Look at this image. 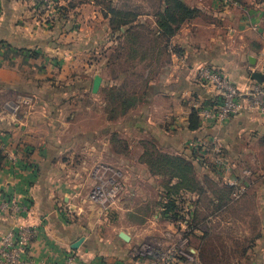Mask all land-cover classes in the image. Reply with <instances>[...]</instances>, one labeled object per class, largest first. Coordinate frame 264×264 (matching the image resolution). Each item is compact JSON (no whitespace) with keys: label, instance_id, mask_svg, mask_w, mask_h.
Listing matches in <instances>:
<instances>
[{"label":"crops","instance_id":"0c3cea01","mask_svg":"<svg viewBox=\"0 0 264 264\" xmlns=\"http://www.w3.org/2000/svg\"><path fill=\"white\" fill-rule=\"evenodd\" d=\"M120 1L127 2L113 0ZM132 1L138 14L127 33L128 26L111 29L95 0H1L0 204L14 199L28 207L0 210V237L15 225L33 226L27 254L36 262L62 264L71 255L72 264H134L136 248L179 242L191 222L189 256L175 264H264V114L244 98L241 112L223 123L199 120L190 129L188 121L193 109L216 99L194 77L199 64L241 90L254 82L253 71L264 73V0H183L199 14L180 25L168 47L157 37L159 0ZM127 43L148 65L144 84L128 88L134 80L127 71L98 73L92 93L94 69L116 60ZM18 95L31 101L10 118L2 104ZM160 153L197 162L202 189H180L182 219L161 215L164 186L178 180L160 173ZM222 156L229 169L216 164ZM98 161L125 171L108 212L87 199ZM231 178L243 190L235 200L226 191Z\"/></svg>","mask_w":264,"mask_h":264},{"label":"built area","instance_id":"2783aa9c","mask_svg":"<svg viewBox=\"0 0 264 264\" xmlns=\"http://www.w3.org/2000/svg\"><path fill=\"white\" fill-rule=\"evenodd\" d=\"M31 1L47 5L60 0ZM194 77L201 84L208 85L215 93L216 98L213 103L197 106L200 121L220 124L237 116L244 107V98L251 110L264 114V82L254 81L246 89L241 90L221 71L207 64H199L194 71ZM30 101V97L18 95L6 99L2 107L8 117L17 118L22 105L28 104ZM215 149L219 151L218 147ZM7 158L13 160L11 155H8ZM216 162V164L227 166L223 156L217 158ZM89 176L92 184L87 193L88 201L100 211L108 212L122 189L125 177L124 169L112 163L98 161L92 164ZM228 184L233 186V191L230 194L231 199H237L243 191L242 187L235 178L229 179ZM27 207L25 202L19 203L14 199L0 204V210H10L15 213L25 211ZM191 232V227L185 225L179 242H171L162 247L150 243L142 244L135 250L137 260L134 264H175L179 258L189 256L187 246ZM34 233L33 226L15 225L9 228L0 237V264H52L43 261L36 262L29 258L27 249ZM73 260L74 256L70 255L62 264H72Z\"/></svg>","mask_w":264,"mask_h":264},{"label":"trees","instance_id":"16d2710c","mask_svg":"<svg viewBox=\"0 0 264 264\" xmlns=\"http://www.w3.org/2000/svg\"><path fill=\"white\" fill-rule=\"evenodd\" d=\"M95 1L100 6L102 15L108 20L109 26L113 31H120L121 27L124 26H128L125 30L127 33L133 29L132 23L136 20L138 13L128 7L126 3L117 5L113 0ZM198 14L199 10L197 8L188 6L183 0H159V8L154 15L157 24V37L162 42V46L168 47L170 38L176 33L180 25L185 20L196 17ZM155 42L158 43V40L149 42V46L152 47ZM133 51L136 53L138 50L134 47ZM197 111L198 109L195 108L189 114L188 121L190 129L199 127ZM154 159V163L163 176H167L169 180L173 178L178 180L174 185L164 186V199L159 204L161 215H170L175 220L182 219L183 216L181 213L184 214L182 207L184 199L178 194L180 189L186 191L197 190L198 192H201L202 189L199 181L195 177L197 174V162L167 153H160ZM208 166L213 170L216 168V164H208ZM207 179L205 177L204 180L208 182ZM226 191L231 194L233 186H226ZM186 225L193 230V223L190 222Z\"/></svg>","mask_w":264,"mask_h":264},{"label":"rangeland","instance_id":"374dc122","mask_svg":"<svg viewBox=\"0 0 264 264\" xmlns=\"http://www.w3.org/2000/svg\"><path fill=\"white\" fill-rule=\"evenodd\" d=\"M136 2V1H135ZM135 2H133L132 0L129 1L127 0L126 4L127 5H133ZM149 3L153 4V5H157V0H149ZM117 4H123V1L118 2ZM133 45V44H132ZM130 43H127L125 46L124 45H120L118 46V50H116V60H104L103 64L105 63V66H97L94 69L95 73H108L110 75H113L115 72H124L127 71L130 72V74H128V78L129 80H134L132 84H128V88L130 89H137L138 87H140L141 85H143V81H142V72L144 69H146L148 67V65L146 64V62H143L142 60H139L137 56H133L134 51L133 48L134 46H132ZM127 47V48H126ZM125 49V50H124ZM128 51V53H127ZM131 53V55L129 54ZM92 74V72H91ZM99 75V74H98ZM130 94V91H127ZM117 91H112L110 93V95H115L117 94ZM108 96V98H111V96ZM120 96V94H118ZM105 99L107 97V90L104 93ZM128 96V95H127ZM121 98V96H120ZM120 105V103H119ZM121 109V108H120Z\"/></svg>","mask_w":264,"mask_h":264},{"label":"water","instance_id":"95a60500","mask_svg":"<svg viewBox=\"0 0 264 264\" xmlns=\"http://www.w3.org/2000/svg\"><path fill=\"white\" fill-rule=\"evenodd\" d=\"M251 79L256 81V82H264V73L259 72V71H253L251 73ZM102 78L100 75L95 74L92 80V86H91V91L92 93H97L101 84ZM119 237L123 239L124 241L129 240V236L126 232L120 231L118 233ZM82 242V238L76 241L72 247L76 248L80 243Z\"/></svg>","mask_w":264,"mask_h":264}]
</instances>
